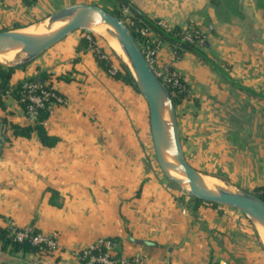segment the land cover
<instances>
[{
	"label": "crops",
	"instance_id": "obj_1",
	"mask_svg": "<svg viewBox=\"0 0 264 264\" xmlns=\"http://www.w3.org/2000/svg\"><path fill=\"white\" fill-rule=\"evenodd\" d=\"M129 1L173 28L197 24L208 35L204 51L253 92L233 86L193 52L176 59L164 45L158 54V67L175 69L190 89L175 104L190 164L212 181L264 194V0ZM77 4L107 9L100 0H0V30L24 29ZM87 33L76 30L16 67L1 94L0 120L8 129L0 131V228L31 227L57 247L13 252L0 243V264H85L79 254L100 243L114 259L146 264H264V240L246 214L196 205L165 176L146 99L100 65L97 49L122 69L97 39L80 46ZM37 78L66 98L49 107L44 121L57 138L53 146L37 131L28 137L13 128L36 123L18 87ZM240 107L259 122L254 131L233 128Z\"/></svg>",
	"mask_w": 264,
	"mask_h": 264
},
{
	"label": "water",
	"instance_id": "obj_2",
	"mask_svg": "<svg viewBox=\"0 0 264 264\" xmlns=\"http://www.w3.org/2000/svg\"><path fill=\"white\" fill-rule=\"evenodd\" d=\"M100 25H105L118 41L127 59L125 64L148 103L156 158L165 176L194 198L241 210L261 232L264 198L228 183L210 182L190 164L183 152L175 103L168 87L147 62L129 26L113 12L96 4H77L24 29L0 30V64L23 66L70 33Z\"/></svg>",
	"mask_w": 264,
	"mask_h": 264
},
{
	"label": "built area",
	"instance_id": "obj_3",
	"mask_svg": "<svg viewBox=\"0 0 264 264\" xmlns=\"http://www.w3.org/2000/svg\"><path fill=\"white\" fill-rule=\"evenodd\" d=\"M124 10L129 12L128 8H125ZM125 23L127 26H129L131 32L133 29L137 33V39H135L139 48L141 49L151 68L162 79L168 89L172 88L174 94L185 93L188 97L190 89L183 81L179 73L173 68L165 67L160 69L158 67V54L164 45L168 46L174 58L180 59L182 57V54L177 50L176 46L165 42L151 28L138 26L135 20L131 17H129ZM157 23L167 31L173 30V27H171L163 19H158ZM87 38L92 39L91 34H88ZM181 38L182 41L192 42L198 46H202L206 42V32L202 30L197 24L190 23L183 27ZM97 53L101 54V58L111 60L110 56L105 52H101L100 49H97ZM118 71L119 69L112 64L109 72L114 75ZM20 94L21 101L26 104L28 114L35 119H37L39 114V108H44L46 106V102L51 101L49 107L53 104L66 103V98L55 89L53 83L50 82V80L25 81L22 83ZM7 129L8 126L0 120V131L5 132ZM10 227L12 228V234L14 235L15 240L24 241L28 239L33 245H38L40 247V251L43 253L51 252L57 247V242L53 237L44 235L42 233H36L31 227L19 229L15 227L14 224H11ZM101 246L102 244L100 243L97 246L83 250L79 254L80 257L84 259L85 264H146L140 258H133L131 260L114 259L106 252L100 251ZM96 250L99 252L95 253L94 251Z\"/></svg>",
	"mask_w": 264,
	"mask_h": 264
},
{
	"label": "trees",
	"instance_id": "obj_4",
	"mask_svg": "<svg viewBox=\"0 0 264 264\" xmlns=\"http://www.w3.org/2000/svg\"><path fill=\"white\" fill-rule=\"evenodd\" d=\"M119 5L123 7V10L125 8H128L129 13L131 14L130 17L133 18L138 26H145L149 27L152 30H154L165 42L176 46L177 50L183 55L184 52H193L198 57H200L202 60L207 62L211 67H213L215 70H217L220 74H222L223 77H225L233 86L239 88L240 90H243L245 92H249L252 94L253 92L249 90L248 88L241 85L237 80H235L230 73L223 68L222 65H220L216 60H214L208 53H206L202 47L196 45L192 42L182 41L181 38V32L183 30L182 25H177L173 28L171 31H167L164 28H162L158 23L157 20H152L148 18L143 12H141L135 5H133L129 0H116ZM118 16V15H117ZM132 34L137 39V33L132 29ZM92 39H89L87 37H84L82 39V44L80 46L82 47H88L90 44L92 45L93 42L96 39L95 35H91ZM204 46H207V42L204 43ZM101 52H104V50H101ZM100 53H97V59L100 65L105 68L106 70H110L112 66V61L101 58ZM122 69L119 70L115 76L118 79H122L126 82L132 83L137 89V85L135 82V79L133 75L131 74L129 68L125 63H122L121 65ZM16 67H8L0 64V97L1 94L4 93L8 89V83L11 79V76L13 72L15 71ZM35 80H41L40 78H37ZM184 81V80H183ZM185 82V81H184ZM186 83V82H185ZM21 86L18 87V92H20ZM139 90V89H138ZM169 91L173 97L174 103H178L179 101L183 100L185 97H187V94L181 93V94H174L172 88H169ZM51 104V101L46 102V106L44 108H39V114L36 119V123L34 126H27V127H21L14 125V132L16 135H23V136H30L33 131H37L39 134V137L41 139V142L46 146H53L57 138L54 136L48 135L45 126L44 121L48 118L50 114L49 105ZM26 105V104H25ZM258 195H260L262 198H264V194L257 192ZM195 204L198 205L200 203H203L205 201H202L200 199L194 198ZM213 203V202H210ZM218 204V203H213ZM0 243L2 245L3 250H7L8 248H11V251L13 252H33V251H39L40 247L38 245H33L28 239L24 241H18L14 239V235L12 234V228H0ZM100 251L105 252L106 249L104 246L100 247ZM95 253H98L99 251H94ZM95 264H104V263H95Z\"/></svg>",
	"mask_w": 264,
	"mask_h": 264
},
{
	"label": "rangeland",
	"instance_id": "obj_5",
	"mask_svg": "<svg viewBox=\"0 0 264 264\" xmlns=\"http://www.w3.org/2000/svg\"><path fill=\"white\" fill-rule=\"evenodd\" d=\"M28 1H30V3L32 2V0H28ZM100 3L102 5H104L105 7H107V9L109 11H111L114 14L118 15L124 22L127 21L129 19L130 15H131L128 11L126 12L125 10H123V7L121 5H119V4L114 6L113 3L108 1V0H100ZM87 32H88L87 34L95 35L97 41L99 42V44H101L109 53H111V55L116 59V61L119 64L122 65V63H125L123 61L122 57L116 52L115 49H113L110 46L108 41L103 36L99 35L98 33H96L95 31H93L91 29H88ZM207 38H208V35L206 33V41H207ZM200 47H202L203 50L205 49L204 45H202ZM248 111H250L249 108H246V107H240L239 108V112L237 113V118H239L240 121L237 120V119L234 120L232 122L233 128L238 126V127L241 128V130L243 132L246 131L247 129H248L247 131L250 130V132L254 131V126H256L259 122L257 121V123H256L254 120H252V114L253 113L250 111V113H249L250 117L247 120H244V119L242 120V117H240V116H242L243 113L248 112ZM213 182H216V181L213 180ZM261 236H262V234H261Z\"/></svg>",
	"mask_w": 264,
	"mask_h": 264
},
{
	"label": "bare ground",
	"instance_id": "obj_6",
	"mask_svg": "<svg viewBox=\"0 0 264 264\" xmlns=\"http://www.w3.org/2000/svg\"><path fill=\"white\" fill-rule=\"evenodd\" d=\"M93 31H95L96 33H98L99 35L103 36L107 41L108 43L110 44V46L116 50V52L122 57L123 61L124 62H127V59L118 43V41L112 37L107 31H106V26L105 25H100V26H97L95 28H92ZM42 32L46 31V28L43 27L41 29ZM2 58L0 57V60ZM206 180L210 181V182H213L212 180L206 178ZM214 183V182H213ZM261 234H262V237L264 239V229L261 228Z\"/></svg>",
	"mask_w": 264,
	"mask_h": 264
}]
</instances>
